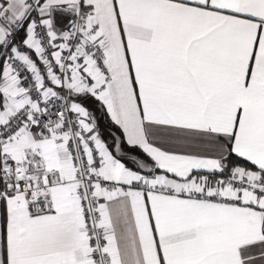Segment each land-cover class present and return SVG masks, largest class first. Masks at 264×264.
I'll use <instances>...</instances> for the list:
<instances>
[{"label": "snow or ice", "instance_id": "obj_1", "mask_svg": "<svg viewBox=\"0 0 264 264\" xmlns=\"http://www.w3.org/2000/svg\"><path fill=\"white\" fill-rule=\"evenodd\" d=\"M0 264H264V0H0Z\"/></svg>", "mask_w": 264, "mask_h": 264}]
</instances>
